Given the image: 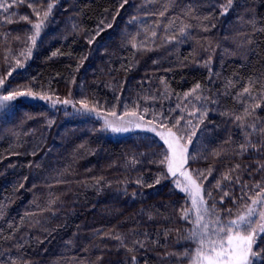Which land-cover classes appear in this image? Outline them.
Listing matches in <instances>:
<instances>
[{
	"label": "trees",
	"instance_id": "trees-1",
	"mask_svg": "<svg viewBox=\"0 0 264 264\" xmlns=\"http://www.w3.org/2000/svg\"><path fill=\"white\" fill-rule=\"evenodd\" d=\"M3 77L4 93L173 131L223 222L264 192V0H0ZM192 213L155 135L41 103L0 112V264H196L209 238ZM247 264H264V231Z\"/></svg>",
	"mask_w": 264,
	"mask_h": 264
},
{
	"label": "rangeland",
	"instance_id": "rangeland-1",
	"mask_svg": "<svg viewBox=\"0 0 264 264\" xmlns=\"http://www.w3.org/2000/svg\"><path fill=\"white\" fill-rule=\"evenodd\" d=\"M52 4L50 8L54 7ZM38 18L29 20L31 41L29 46L32 48L41 39L42 33L47 24L50 15L42 13L37 14ZM32 52H27V57H31ZM11 70L8 75L11 74ZM8 77H3L0 81V112L5 111L14 104L24 102L45 104L51 109H59L70 115L88 116L100 122L103 129L114 133L122 134L130 131L149 132L164 144L167 150V172L178 188L187 195L191 211L201 229L197 226L196 232L202 237L208 236L207 250L200 255V259L196 264H247L250 250L255 239L264 231V192L255 198L248 208L240 214L236 219L230 220L227 223L215 215L207 208L202 190L195 182L193 176L186 167L188 156V145L183 139L173 131L158 126L157 124L143 119L135 113L118 114L114 111L106 109L92 108L84 106L80 103H75L71 100L57 99L51 95H37L28 92L17 94L4 93L2 86ZM226 224L222 231V225ZM203 225L205 228H203ZM205 231V232H204ZM210 233L212 235H210ZM218 249L215 251V249ZM224 250H223V249ZM222 249V250H220Z\"/></svg>",
	"mask_w": 264,
	"mask_h": 264
}]
</instances>
